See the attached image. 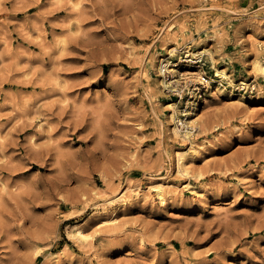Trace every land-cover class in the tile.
<instances>
[{
  "label": "rangeland",
  "instance_id": "obj_1",
  "mask_svg": "<svg viewBox=\"0 0 264 264\" xmlns=\"http://www.w3.org/2000/svg\"><path fill=\"white\" fill-rule=\"evenodd\" d=\"M206 47L202 84L182 75L195 72L185 62L181 75L159 72L165 57L179 64ZM258 61L264 0H0V264H264ZM198 101L194 144L205 145L190 167L201 196L179 194L189 181L175 153L189 141L172 133L167 106L183 129ZM154 177L178 191L166 207L133 198L113 231L88 217L126 188L147 195ZM85 217L89 245L67 236Z\"/></svg>",
  "mask_w": 264,
  "mask_h": 264
},
{
  "label": "bare ground",
  "instance_id": "obj_2",
  "mask_svg": "<svg viewBox=\"0 0 264 264\" xmlns=\"http://www.w3.org/2000/svg\"><path fill=\"white\" fill-rule=\"evenodd\" d=\"M184 20V19H183ZM204 20V19H203ZM178 22V21H177ZM218 23V22H217ZM216 23V24H217ZM182 24V21L180 22V25ZM169 27V26H168ZM181 27V26H180ZM183 27V25H182ZM217 27V26H216ZM172 28V27H171ZM214 28V27H213ZM170 30V29H169ZM216 33V32H215ZM171 39V37H170ZM173 40V39H172ZM178 40V39H177ZM175 39V41H177ZM170 41V40H169ZM168 41V42H169ZM171 43V42H170ZM174 43H178V42H174ZM184 43V42H183ZM180 44V43H179ZM168 45V44H167ZM183 45V44H182ZM170 46V45H169ZM168 46V47H169ZM175 46V45H174ZM185 46V45H183ZM167 47V48H168ZM163 48V47H162ZM178 48V46H177ZM177 48H173L170 53H177ZM189 48V47H188ZM164 49V48H163ZM185 49V48H184ZM183 49L181 48L180 51H182ZM162 51V50H161ZM179 52V51H178ZM168 54V53H167ZM173 54V55H174ZM206 54H209L211 55V52L209 49H202L200 50V52H195V51H191L190 49H187L186 51L182 52L181 56L179 57V60H180V63L177 64H173V62L169 59V58H164L162 60H160V63L159 64V72L162 74V76L166 77L165 74L167 72H172L174 75L175 74H179L181 75V71L178 69V67L180 66H183L186 65L187 67L185 69H190V70H195V72H191V71H183L184 73L182 75H187V74H191L192 75V78H196L195 80L197 82H200V80L202 79V73L204 72L203 70L205 69H202L201 66H199V63L202 62V58L206 55ZM163 56V55H161ZM169 56V55H168ZM193 57V58H190V57ZM158 57V56H157ZM164 57V56H163ZM186 58V59H184ZM211 59H212V66L213 69H214V74L216 76V78H218L219 80H223L226 84H232V78L231 76L228 74L227 70L225 68H222L223 66L220 65V66H217L215 64V60L213 61V58L211 56ZM210 59V60H211ZM185 64L183 65L182 63ZM148 63V61H147ZM205 64V63H204ZM153 65V64H152ZM158 66V65H157ZM204 66V65H203ZM152 67V66H151ZM210 67V68H211ZM255 70L257 72L256 74V77H261L262 80L264 81V61H258L256 63V66H255ZM152 72V71H151ZM145 73V72H144ZM213 74V73H212ZM158 75V74H157ZM161 77V76H160ZM170 77V76H169ZM147 79V81L149 82V78H148V75L147 73L144 74V79ZM168 78V77H167ZM173 78V77H172ZM186 78V77H185ZM190 79V78H189ZM191 80V79H190ZM218 80V81H219ZM195 81V82H196ZM173 81H169V80H166L165 78L164 79H160V81H158V90H157V93H158V97H161V94H163V89H168L169 87H171V83ZM177 82V80H176ZM150 83V82H149ZM201 83V82H200ZM202 84V83H201ZM240 84V83H239ZM212 85V81H207L206 84H204L203 86H196L194 87V89H190L192 91H190L191 95L195 98H200V100L203 98V95H201V93L203 92H206L208 91V88H210ZM220 85V84H219ZM238 85V84H237ZM244 85L247 86V83L245 82H242L241 81V85L242 86ZM176 86V85H175ZM174 86V87H175ZM231 86V85H230ZM203 87V88H202ZM233 88V87H232ZM241 88V87H240ZM246 88V87H245ZM258 88V87H257ZM259 88H261L259 86ZM204 89V90H202ZM216 89V88H215ZM218 89V88H217ZM238 89V88H237ZM251 89L255 90L256 89V86L252 87ZM262 89V88H261ZM264 89V88H263ZM182 90V89H181ZM199 90V95H197L196 97V91ZM252 90V91H253ZM174 91V90H172ZM217 91V90H216ZM222 92V91H221ZM251 92V91H250ZM156 93V94H157ZM246 93V92H245ZM252 93V92H251ZM181 94V93H180ZM156 96V97H157ZM239 96V95H238ZM155 97V96H154ZM191 97V96H190ZM194 98V99H195ZM239 98V97H238ZM250 98H252L250 96ZM200 101H198L196 103V105L193 107V109L191 110V112H189V114L187 113V118H186V121L182 123L183 125V129H179V127H177L176 123L179 122L180 120L178 119L179 117L177 116V113H176V109L175 107H173L172 103L170 105H167L168 107L172 108V113L170 115V119L172 121V123L175 125L174 128H173V134L176 136V137H179L181 139H183L184 141L187 140L189 141V144L188 146H186L185 149H181V150H178L176 151V156H177V173L175 174H179V176H183L186 177V179H188L189 183L188 184H184V185H181L180 187H177L179 189V194H183L184 191L186 190H191V192L193 191V193H195L196 195L198 196H201L204 194L203 190H196L194 187H192V179H193V176L194 174L192 173V169L190 167L191 165V162L193 161L192 158L195 154L199 153L200 152V149L201 147H203L205 145V143H201L200 145H195L194 144V138L196 136V132L198 130H200L201 128L204 129V127L201 125V123L199 122V119H198V103ZM177 106V105H176ZM188 107V106H187ZM246 107V106H245ZM191 108V107H190ZM178 110V109H177ZM190 110V109H189ZM184 113V112H183ZM170 114V113H169ZM183 115V114H182ZM168 118V117H167ZM184 118V120H185ZM179 124V123H178ZM181 125V126H182ZM39 127H41V125H39ZM171 133V134H172ZM180 139V140H181ZM34 140V138L32 139ZM179 140V139H178ZM179 149V148H178ZM248 173V172H247ZM250 174V172H249ZM246 175V174H245ZM252 175V174H251ZM239 176H243V175H239ZM253 176V175H252ZM166 177V176H165ZM244 178V177H243ZM246 178V177H245ZM245 178L243 181H245ZM150 179V178H149ZM165 179V178H163ZM181 179V178H180ZM169 180V179H168ZM237 180V178H236ZM248 180V178L246 179ZM187 181V182H188ZM251 181V180H250ZM149 182V181H148ZM169 182V181H168ZM246 182V181H245ZM248 182V181H247ZM254 183V182H253ZM171 184V183H170ZM176 184V183H175ZM181 184V183H180ZM241 184H242V180H241ZM135 185V184H134ZM147 185V184H146ZM244 185V184H243ZM247 185V184H246ZM248 185H253V184H248ZM131 187V186H130ZM147 187V186H146ZM174 186L172 185H169L167 182H165L164 180H161V179H155L154 178H151L150 179V183H149V186L147 187V191H148V194H144L142 195L141 191L143 192L144 188L142 189L141 186H135V187H132V188H126L125 190L121 191L118 195H114V197L112 198H107V199H104L102 201V203H98V204H95L93 206V209H92V214L88 217H95V218H98V225L99 227L100 226H104V227H107V228H110L112 229V231L114 230L113 228H116L118 229V225H119V219H120V212L121 210L127 206V204L132 201L131 199L133 198H138L139 197H144V199H147L149 197V195L151 194H154L155 197L158 199L159 203L161 204V207H166L167 205V202L168 200L171 199V195L177 193V189H174L173 188ZM194 188V189H193ZM146 190V189H145ZM178 194V193H177ZM194 195V194H193ZM183 196V195H182ZM185 196V195H184ZM151 197V196H150ZM175 198H177L175 196ZM180 198V197H179ZM177 198V199H179ZM143 199V198H142ZM102 200V199H101ZM136 200V199H135ZM140 200V199H139ZM152 200V199H151ZM149 200V201H151ZM134 201V200H133ZM99 202V201H98ZM170 202V201H169ZM88 217L86 218L85 217V220L82 222V223H74L72 225H70V229L68 231V237L74 239L76 241V243H88L89 245V242L90 240L93 239V236L91 235H88L85 231L84 228L86 227H83L84 223L87 222L86 220L88 219ZM89 222V221H88ZM97 222V221H96ZM87 224V223H86ZM85 224V225H86ZM121 228V227H120ZM121 230V229H120ZM111 232V231H110ZM119 233V232H118ZM110 235V234H109ZM115 237V236H114ZM69 238V239H70ZM141 242H143L141 240ZM96 245V244H95ZM92 247V245H91ZM89 248V247H87ZM55 256H57V254H53V257L55 258ZM96 256V255H95Z\"/></svg>",
  "mask_w": 264,
  "mask_h": 264
}]
</instances>
